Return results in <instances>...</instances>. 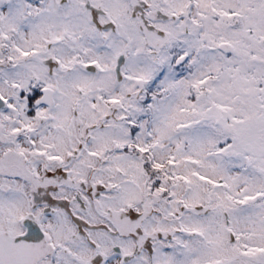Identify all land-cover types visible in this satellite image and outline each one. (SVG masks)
<instances>
[{
	"label": "snow or ice",
	"instance_id": "snow-or-ice-1",
	"mask_svg": "<svg viewBox=\"0 0 264 264\" xmlns=\"http://www.w3.org/2000/svg\"><path fill=\"white\" fill-rule=\"evenodd\" d=\"M0 264H264V0H0Z\"/></svg>",
	"mask_w": 264,
	"mask_h": 264
}]
</instances>
